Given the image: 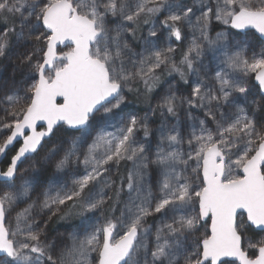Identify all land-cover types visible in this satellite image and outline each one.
I'll list each match as a JSON object with an SVG mask.
<instances>
[{
  "label": "snow or ice",
  "instance_id": "obj_1",
  "mask_svg": "<svg viewBox=\"0 0 264 264\" xmlns=\"http://www.w3.org/2000/svg\"><path fill=\"white\" fill-rule=\"evenodd\" d=\"M0 24V154L19 144L0 170V264H264V0H0ZM165 73L188 94L169 84L125 118V91ZM46 167L71 185L31 200ZM75 209L84 223L48 238Z\"/></svg>",
  "mask_w": 264,
  "mask_h": 264
},
{
  "label": "trees",
  "instance_id": "obj_2",
  "mask_svg": "<svg viewBox=\"0 0 264 264\" xmlns=\"http://www.w3.org/2000/svg\"><path fill=\"white\" fill-rule=\"evenodd\" d=\"M143 27H142V30H143ZM0 28H3L2 24H0ZM132 47L134 51L142 50V45L138 46L137 44H133ZM174 47L176 48V53L174 55H175V58L178 60L179 58H181L182 52L185 51L187 48V41L174 42ZM205 63H207V60H205ZM13 71H14V66L11 62L0 63V78H3V79L11 78L13 75ZM165 74L161 75V80L163 79L164 81L162 83H159L150 93L145 94L144 86L140 82H136L135 84L132 85L134 89L135 88L140 89L139 94H137L135 91L133 92L125 91L126 103L121 106L123 109L122 115L125 118L127 117L128 114L139 115V116L148 114L151 108H155L156 105L160 103L161 98L166 94L168 90L169 84L175 85L180 94H183V95L188 94L189 92L188 85L180 81V78L178 75H172L166 78ZM19 75L20 74L17 72L16 73L17 78H19ZM191 80H192V77H189L190 82ZM252 83H254V81ZM194 114L201 115V112L197 111ZM160 122H161V117L159 116L158 113L157 115L153 116L150 121L154 129L159 126ZM108 130L112 131L113 129L109 128ZM57 135L58 136L66 135V133H64L62 130L61 133H58ZM18 147H19V144H15L7 152L6 157L3 159L1 163V166L3 169L7 168V166L10 163L12 155H14ZM28 166H29L28 163H26L24 164L23 167L27 168ZM131 167H132L131 162H128L126 165L124 164V162H122L119 174L124 175L126 171L130 169ZM80 171L82 172V168L80 169ZM54 179L58 184L67 183L70 186L71 181H72V174L71 172H69L67 175L64 173H56L53 167L44 168L40 173L41 182L35 186V191H34L33 196L31 197V200H36L37 197H40L41 193L48 188L49 184H51ZM19 183L20 181H17V184ZM4 187L5 185L2 182H0V189H3ZM121 198L125 199L126 197L122 196ZM28 202H31V201H28ZM25 207H27V203H20L17 206V208L13 210L12 218L10 219H14L16 212L20 211L21 209ZM78 211L79 209L73 210V214L65 219H60L59 216H56V217H52L50 220H47V215L42 214V215L37 216V220L40 221L41 224H43V222L47 220V227L44 228V232L46 233L48 238L59 241L61 239L67 238L71 232H73L74 230H77V228L84 223V218H81L79 215H76V212ZM99 216H100V213H97L94 216L90 214L87 222L93 223V222L99 221L102 218ZM148 223L150 225L158 226L161 223V221L157 217H152V218H149ZM206 223H209V222H206ZM201 231H203V227L201 228ZM250 235H255L256 238H259V236L264 235V233H258V234L250 233ZM93 263L95 264V254H93ZM235 264H238V263L235 262Z\"/></svg>",
  "mask_w": 264,
  "mask_h": 264
},
{
  "label": "water",
  "instance_id": "obj_3",
  "mask_svg": "<svg viewBox=\"0 0 264 264\" xmlns=\"http://www.w3.org/2000/svg\"><path fill=\"white\" fill-rule=\"evenodd\" d=\"M251 31H255V30H251ZM14 145H15V142H14ZM12 147H13V146H9V149L6 150V152H5L4 154H0V170H4V169L2 168V166H1V163H2L3 159L6 157L7 152H8ZM14 154H15V153H14ZM5 169H6V168H5ZM209 223H210V221H209ZM236 263L239 264L238 261H236Z\"/></svg>",
  "mask_w": 264,
  "mask_h": 264
},
{
  "label": "rangeland",
  "instance_id": "obj_4",
  "mask_svg": "<svg viewBox=\"0 0 264 264\" xmlns=\"http://www.w3.org/2000/svg\"><path fill=\"white\" fill-rule=\"evenodd\" d=\"M142 27H143V26H142ZM148 27H149L148 25H145V26L143 27V30L145 31ZM179 59H180V58H179ZM179 59H178V60H179ZM172 75H177V74L173 73ZM172 75L165 74V77L168 78V77H170V76H172ZM166 78H165V79H166ZM163 81H164L163 79H162V80L160 79V83H162ZM88 215H90V214H88ZM80 217H81V216H80ZM99 217H101V215H100ZM81 218H84V217H81ZM101 219H102V218H101ZM93 264H94V263H93Z\"/></svg>",
  "mask_w": 264,
  "mask_h": 264
}]
</instances>
